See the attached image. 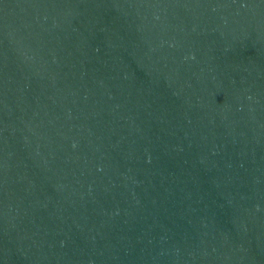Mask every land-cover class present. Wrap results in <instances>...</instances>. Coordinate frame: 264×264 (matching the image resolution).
<instances>
[{
	"label": "water",
	"instance_id": "95a60500",
	"mask_svg": "<svg viewBox=\"0 0 264 264\" xmlns=\"http://www.w3.org/2000/svg\"><path fill=\"white\" fill-rule=\"evenodd\" d=\"M0 264H264V0H0Z\"/></svg>",
	"mask_w": 264,
	"mask_h": 264
}]
</instances>
